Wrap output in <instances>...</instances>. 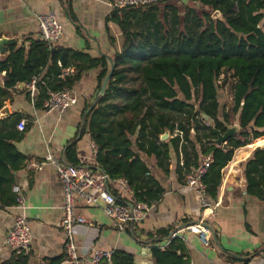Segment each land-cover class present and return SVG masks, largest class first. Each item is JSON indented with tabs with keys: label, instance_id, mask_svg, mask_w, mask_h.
Wrapping results in <instances>:
<instances>
[{
	"label": "trees",
	"instance_id": "trees-1",
	"mask_svg": "<svg viewBox=\"0 0 264 264\" xmlns=\"http://www.w3.org/2000/svg\"><path fill=\"white\" fill-rule=\"evenodd\" d=\"M216 11L220 19H212ZM109 24L117 27L123 39L121 50L110 59L49 49L41 40H29V48L10 46L8 56L0 60V73H5L0 101L7 91L36 78L41 106L48 93L71 91L85 71L96 68H101L100 90L111 60L106 91L85 104L79 133L94 144L96 168L109 177V187L120 180L130 190L131 201L111 191L117 202L150 205L162 198L165 190L151 174L152 160L167 175L174 155L175 174L183 179L195 174L210 155L212 162L202 183L213 205L220 192L221 172L234 152L247 147L236 154L237 163L249 156L252 146H264V0H165L111 10L106 31ZM109 41L114 44L112 38ZM70 69L74 73L65 75ZM222 74L233 80L232 105L226 110L221 108L216 85ZM1 123L0 206L12 207L18 198L12 192L15 173L25 167L26 159L8 144L15 137L13 123ZM233 125L239 126V132L226 145L215 146L214 130L223 135ZM165 132L169 138L161 141ZM73 146L64 149V161L79 166ZM242 171L246 195L263 201L264 150H255ZM172 232H162L153 242V264H190L183 241L169 240ZM162 239L168 241L163 248ZM28 263V255L12 253L2 264ZM49 264L69 262L64 255ZM100 264L134 263L132 255L115 251L109 262Z\"/></svg>",
	"mask_w": 264,
	"mask_h": 264
},
{
	"label": "crops",
	"instance_id": "crops-1",
	"mask_svg": "<svg viewBox=\"0 0 264 264\" xmlns=\"http://www.w3.org/2000/svg\"><path fill=\"white\" fill-rule=\"evenodd\" d=\"M112 1L0 0V44L8 42V45L0 46V60L8 56L10 46L29 48V40H40L34 16L48 11L56 14L63 29L56 47L72 49L93 59L102 55L110 59L115 51L121 50L123 43L116 26L109 24L108 31L105 29ZM109 38L114 40L113 45ZM100 72L101 68H96L81 75L71 90L77 104L61 114L46 113L43 104L39 105L38 92L31 94L28 84H19L7 91V96L0 101V129L1 122L13 123L11 131L15 137L8 144L26 159L25 167L15 173L12 189L21 199L24 210H18L15 206H0V264L11 257L12 253L2 242L20 213L27 219L32 236L30 250L26 254L28 264H49L51 260L65 255L66 239L60 228L63 205L61 182L50 167L45 166L37 171L29 169L28 164L40 162L47 153L64 160V149L74 143L72 148L78 165L93 172L99 171L95 165V146L89 136L80 135L79 126L85 104L99 96L97 86ZM45 73L46 69L42 75ZM73 73V69L64 72L65 75ZM4 75L0 73V88L3 87ZM19 121L26 123L24 132L16 129ZM4 131L7 132L6 129ZM252 147L254 149L249 156L237 163L234 162L236 154L246 151L247 147L236 150L232 161L221 172L220 192L214 203L217 206L213 215L205 220V225L211 231L208 246L197 235L181 231L187 225L199 222L204 211L199 195L186 187V178H178L175 174L177 160L174 155L167 175L157 170L155 161H151V174L165 193L150 206L142 221L124 232L116 229L100 206H89L76 199L74 215L84 222L75 229V246L85 258H89L94 250L123 251L133 256L134 264H153V242L162 237V232L171 229L179 231L178 238L183 241L191 264H264V200L246 195L242 171L243 164L257 150V146ZM110 190L117 197L132 200L131 192L120 180L111 182ZM167 242L164 240L160 246L163 248Z\"/></svg>",
	"mask_w": 264,
	"mask_h": 264
},
{
	"label": "built area",
	"instance_id": "built-area-1",
	"mask_svg": "<svg viewBox=\"0 0 264 264\" xmlns=\"http://www.w3.org/2000/svg\"><path fill=\"white\" fill-rule=\"evenodd\" d=\"M165 0H113L110 3L112 10H122L128 8L146 7L154 4H160ZM34 20L38 24L40 40L47 44L49 49L55 48L59 43L63 29L59 24L57 16L54 12L48 11L42 14H36ZM38 79L33 78L28 84L31 94L37 92L36 84ZM77 104V98L72 91L66 90L59 93H48V98L43 103L46 113L57 112L63 113L70 107ZM26 123L19 121L16 129L24 132ZM211 156L203 158L197 172L186 177V187L195 190L199 195L201 207L204 211L202 219L194 224L187 225L181 231L197 235L199 240L208 246L211 238V231L205 225L206 217L213 215L215 204H211L205 196V186L202 183V177L207 173ZM45 166L53 169L61 182L63 205L61 208L60 228L65 236L66 242L64 254L69 264H100L101 262H109L114 252L94 250L89 258H85L84 254L74 244V234L77 226L84 221L81 217L74 215V203L76 199L84 201L89 206H100L104 215L111 219L119 232L128 230L131 226L142 221L150 209V205L144 203H136L132 205L119 204L113 196L109 187V177L100 171L93 172L82 166H73L65 163V161L57 156L47 153L40 162H30L28 168L31 170H42ZM182 166V163H180ZM127 191L128 187L122 181ZM17 193V188L14 189ZM16 209L23 211V205L20 198H17ZM179 231H174L169 236V240L178 238ZM31 232L23 213L15 217L13 226L3 239V246L11 253L28 254L31 245ZM191 264V262H190Z\"/></svg>",
	"mask_w": 264,
	"mask_h": 264
},
{
	"label": "water",
	"instance_id": "water-1",
	"mask_svg": "<svg viewBox=\"0 0 264 264\" xmlns=\"http://www.w3.org/2000/svg\"><path fill=\"white\" fill-rule=\"evenodd\" d=\"M212 19H220V13L218 11L214 12V14L212 15ZM4 45H8V42L4 41L1 42L0 46H4ZM110 63V72L108 74V76L104 79L101 89L99 91V96H103L105 91H106V87L110 78V75L113 71V63L111 62V60H109ZM240 128L237 125H233L227 128V131L225 132V134H220V132L214 130V134L216 135L215 140H213V144L215 146H222V145H226L227 141L233 137L234 135H236L239 132ZM169 138V134L167 132H165V134H163L160 137L161 141H166ZM259 149V148H256Z\"/></svg>",
	"mask_w": 264,
	"mask_h": 264
},
{
	"label": "rangeland",
	"instance_id": "rangeland-1",
	"mask_svg": "<svg viewBox=\"0 0 264 264\" xmlns=\"http://www.w3.org/2000/svg\"><path fill=\"white\" fill-rule=\"evenodd\" d=\"M224 81L225 83H223ZM232 81L233 80L229 74H222L219 77L218 81L216 82V85L218 87V99L221 108L225 110L230 108L232 105V96H231ZM260 149L263 150L264 146L260 147Z\"/></svg>",
	"mask_w": 264,
	"mask_h": 264
},
{
	"label": "bare ground",
	"instance_id": "bare-ground-1",
	"mask_svg": "<svg viewBox=\"0 0 264 264\" xmlns=\"http://www.w3.org/2000/svg\"><path fill=\"white\" fill-rule=\"evenodd\" d=\"M257 148H260V147H257Z\"/></svg>",
	"mask_w": 264,
	"mask_h": 264
}]
</instances>
